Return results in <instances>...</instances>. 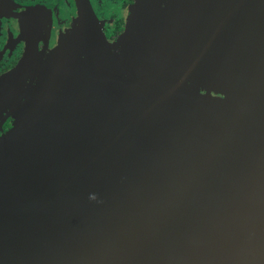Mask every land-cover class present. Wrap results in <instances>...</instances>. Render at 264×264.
Returning a JSON list of instances; mask_svg holds the SVG:
<instances>
[{
    "label": "water",
    "instance_id": "95a60500",
    "mask_svg": "<svg viewBox=\"0 0 264 264\" xmlns=\"http://www.w3.org/2000/svg\"><path fill=\"white\" fill-rule=\"evenodd\" d=\"M173 4L89 7L77 97L15 104L0 264H264V0Z\"/></svg>",
    "mask_w": 264,
    "mask_h": 264
},
{
    "label": "flooded vegetation",
    "instance_id": "af4514ba",
    "mask_svg": "<svg viewBox=\"0 0 264 264\" xmlns=\"http://www.w3.org/2000/svg\"><path fill=\"white\" fill-rule=\"evenodd\" d=\"M138 1L0 0V136L13 127L12 111L18 100L40 93L43 86L49 98L56 91L48 88L53 83H60L63 95L77 97L74 84L86 80L82 19L86 15L90 27L89 7L97 18V28L114 43L125 31ZM146 1L158 17L163 11L176 14L175 0ZM70 84L72 90L67 92Z\"/></svg>",
    "mask_w": 264,
    "mask_h": 264
}]
</instances>
